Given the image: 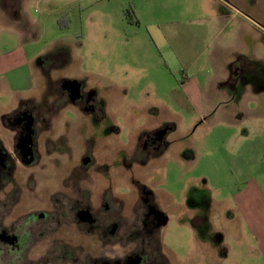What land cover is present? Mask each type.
I'll list each match as a JSON object with an SVG mask.
<instances>
[{
    "label": "rangeland",
    "instance_id": "obj_1",
    "mask_svg": "<svg viewBox=\"0 0 264 264\" xmlns=\"http://www.w3.org/2000/svg\"><path fill=\"white\" fill-rule=\"evenodd\" d=\"M12 4L22 29L35 24L25 31L36 45L28 47L29 64L4 77L30 91L27 101L39 108L18 111L35 117L32 159L15 162L0 181V231L25 243L11 248L10 264H51L55 249L74 239L91 260L118 257L134 243L129 237L151 226L140 187L166 218L158 237L169 264H264L233 202L259 172L244 164L248 150L262 148L264 132V0ZM2 20L10 24L0 17V51L15 47L2 38ZM71 82L93 97L97 112L53 111L60 84ZM2 84L1 100L9 102L15 93ZM253 109L262 116L249 118ZM9 120L5 126L14 127ZM160 129V154L140 155L144 138ZM80 210L93 219L84 239ZM113 223L131 233L121 245L101 237ZM5 253L0 246V264Z\"/></svg>",
    "mask_w": 264,
    "mask_h": 264
},
{
    "label": "flooded vegetation",
    "instance_id": "obj_2",
    "mask_svg": "<svg viewBox=\"0 0 264 264\" xmlns=\"http://www.w3.org/2000/svg\"><path fill=\"white\" fill-rule=\"evenodd\" d=\"M59 87L62 94L54 98L53 111H58L64 106H72V108H75L82 114L95 113L98 111V105L95 103L93 97L84 92L77 83H62ZM27 115L32 117V123L29 127L24 122L18 123V120ZM9 122L14 126L17 134L15 137V147L13 146L12 151H8L4 148L0 142V181L9 180L15 168V162L21 160L24 164H27V162L32 159L35 144V133L32 129L35 125V117L29 109H24L15 114L10 118ZM163 139L164 134L161 129L146 136L140 145L139 154H150L153 156L160 154L163 149ZM24 143L28 144L27 148H25V151L29 153L27 158L23 156L22 144ZM137 193L138 195H142V198H140L142 211L147 220L151 221V226L140 228L135 236L129 237L133 239L134 243L130 242V247L128 249H125V251L121 252L120 255L115 258L106 259L103 256H98L91 260L87 250L84 249V246L80 242H75L74 239V241L71 240L70 243L68 240V244H66L65 248H63L65 243H63L60 248H63L62 250L55 249L51 264H169L166 259L168 252H166L164 246L159 242L158 237L159 230L166 224L165 222V224L159 225L160 219L164 216L163 212L154 204L153 196L146 188L140 187L137 189ZM111 196L118 199V197ZM87 214L90 216L87 210H80L75 216L77 224L80 226L81 230L84 231H81L83 239L86 235L90 234L89 228L93 225L92 218L91 223L86 221L87 217H89ZM79 234L80 233H78L77 236ZM129 235H131L130 232L128 233L127 230H123V228L116 223L111 225L109 231L106 229L101 233L104 242L109 236L110 238H115V242L120 245L123 239ZM137 239H140V242L137 241ZM56 240L60 242V239ZM22 241L21 239V242H19L18 238L0 231V246L2 250L6 251L5 255L7 257L4 264H10L9 252L11 248L20 250L21 246L25 245ZM61 251L66 252L62 254Z\"/></svg>",
    "mask_w": 264,
    "mask_h": 264
},
{
    "label": "crops",
    "instance_id": "obj_3",
    "mask_svg": "<svg viewBox=\"0 0 264 264\" xmlns=\"http://www.w3.org/2000/svg\"><path fill=\"white\" fill-rule=\"evenodd\" d=\"M12 3L13 0H0V17L8 18L7 22H10L8 25L6 20H2V24L5 26L4 31H1L2 38L4 42L11 43L10 41H12V43L15 44V47H7V45H4L2 47V51H0V93L4 86L2 84V80L5 81V89L15 93V95L9 99V102H4L1 100L0 96V142L2 146L7 149L10 148L11 137L14 136L16 130L14 127L5 126L6 120L17 114L22 108H39L33 100L27 101L26 97L31 94L30 91H19V89H15L14 87L17 80L4 77V75L12 74L19 68L26 67L29 64V60L27 58L31 55L27 54L28 47L36 45L35 34L33 35L34 39H32L31 42L30 40L28 42L26 39L27 32L25 31V28L26 30H30V26L34 24L33 21L26 24L25 28L22 29L20 26L21 17L19 12L15 15L11 14V8L17 11L16 8H14L17 6ZM34 26L35 24L33 27ZM32 54L38 53L35 51ZM237 74L238 75L236 76H232V85L235 83L234 77L239 76V72ZM41 89L43 90V88ZM247 90L250 89L247 87ZM263 90L264 89H260L259 92H262ZM39 91L40 90L36 89L35 92ZM31 92L33 93V91ZM251 98H253V96L249 97L250 100H248V102L245 101L242 103L244 104L243 108H245L246 111H250V104L255 103ZM3 102L5 103V106L3 105ZM257 111L258 110L255 111L253 109L251 114L255 115H250L249 118L257 116L261 117V112L257 114ZM9 115L12 116L10 117ZM243 127L246 129V125ZM255 133L257 132H254V134ZM260 134L261 135H258L261 140L260 146L262 148H256L250 153L248 150L244 164V170L254 169L255 166L258 165L259 172H253V174L242 182V189L238 190V192L234 195L233 202L236 207L237 215L242 219L248 232L256 238L257 244L261 248V254L264 257V132H260ZM225 139H223L224 142Z\"/></svg>",
    "mask_w": 264,
    "mask_h": 264
},
{
    "label": "water",
    "instance_id": "obj_4",
    "mask_svg": "<svg viewBox=\"0 0 264 264\" xmlns=\"http://www.w3.org/2000/svg\"><path fill=\"white\" fill-rule=\"evenodd\" d=\"M21 122L26 123L27 126L29 127L30 124L32 123V117L29 116V115L24 116V117H22L20 120H18V123H21ZM27 145H28V144H26V143L22 144V149H23V156H24V158H27V157L29 156V153L25 151V148H27ZM84 162H85V161H84ZM87 215H88V214H87ZM88 216H89V215H88ZM160 220H161V221L159 222V225H163V224H165V222H166V218H165L164 216H163V218L160 219ZM86 221H88V222L91 223V222H92L91 217H90V216L87 217V220H86Z\"/></svg>",
    "mask_w": 264,
    "mask_h": 264
},
{
    "label": "trees",
    "instance_id": "obj_5",
    "mask_svg": "<svg viewBox=\"0 0 264 264\" xmlns=\"http://www.w3.org/2000/svg\"><path fill=\"white\" fill-rule=\"evenodd\" d=\"M126 13L129 14V16L132 15L133 11H132V7H131V5H129V9L127 10ZM60 23H61V22H60Z\"/></svg>",
    "mask_w": 264,
    "mask_h": 264
}]
</instances>
